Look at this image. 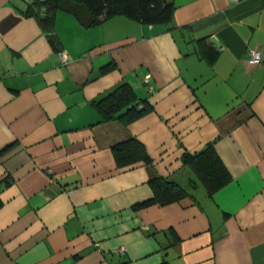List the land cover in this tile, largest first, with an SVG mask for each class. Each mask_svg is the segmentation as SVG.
Segmentation results:
<instances>
[{
	"label": "crops",
	"instance_id": "obj_1",
	"mask_svg": "<svg viewBox=\"0 0 264 264\" xmlns=\"http://www.w3.org/2000/svg\"><path fill=\"white\" fill-rule=\"evenodd\" d=\"M173 2L154 25L56 10L62 63L38 20L0 0V264H264V0ZM124 82L150 110L99 122L95 103ZM131 137L152 162L116 165ZM210 142L225 186L137 205L158 175L186 184L182 153Z\"/></svg>",
	"mask_w": 264,
	"mask_h": 264
},
{
	"label": "trees",
	"instance_id": "obj_2",
	"mask_svg": "<svg viewBox=\"0 0 264 264\" xmlns=\"http://www.w3.org/2000/svg\"><path fill=\"white\" fill-rule=\"evenodd\" d=\"M58 9L72 13L87 27L118 14L154 25L171 22L174 2L173 0H34L24 12L38 20L56 51L61 49L53 28L54 14ZM206 55L210 60H214L216 53ZM146 87L148 89V86ZM95 107L99 112V122L119 120L124 124H130L150 110L146 99L139 97L128 82H124L103 96L95 103ZM111 149L116 165L121 167H129L142 161L152 162L143 143L135 137L116 143ZM182 162L191 171L186 184L169 176L158 175L151 181L152 197L137 205L164 204L184 198H196L193 191L198 186H202L206 195L211 196L231 180L229 170L211 142L199 151L193 153L184 151ZM159 264H169V262L163 259Z\"/></svg>",
	"mask_w": 264,
	"mask_h": 264
},
{
	"label": "built area",
	"instance_id": "obj_3",
	"mask_svg": "<svg viewBox=\"0 0 264 264\" xmlns=\"http://www.w3.org/2000/svg\"><path fill=\"white\" fill-rule=\"evenodd\" d=\"M58 57L62 63H67L69 61V56L67 52L63 49L57 51ZM261 55L258 50L252 49L248 52V62L252 64L260 63L261 62ZM146 84L148 86V90H152V86L149 85V77L148 75L145 77Z\"/></svg>",
	"mask_w": 264,
	"mask_h": 264
},
{
	"label": "water",
	"instance_id": "obj_4",
	"mask_svg": "<svg viewBox=\"0 0 264 264\" xmlns=\"http://www.w3.org/2000/svg\"><path fill=\"white\" fill-rule=\"evenodd\" d=\"M34 0H16L17 4L19 5L20 8H26L28 4L32 3ZM43 1V0H39Z\"/></svg>",
	"mask_w": 264,
	"mask_h": 264
}]
</instances>
